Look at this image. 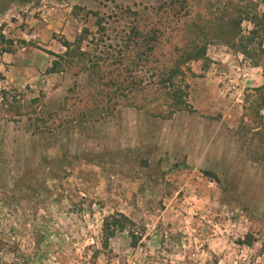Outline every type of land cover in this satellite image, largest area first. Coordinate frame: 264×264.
<instances>
[{"label":"rangeland","instance_id":"rangeland-1","mask_svg":"<svg viewBox=\"0 0 264 264\" xmlns=\"http://www.w3.org/2000/svg\"><path fill=\"white\" fill-rule=\"evenodd\" d=\"M172 1L0 0V264H264V146L242 132L262 69L208 46L170 118L99 97L97 65ZM78 38L86 70L51 73ZM116 213L136 247L119 232L103 249Z\"/></svg>","mask_w":264,"mask_h":264},{"label":"trees","instance_id":"trees-1","mask_svg":"<svg viewBox=\"0 0 264 264\" xmlns=\"http://www.w3.org/2000/svg\"><path fill=\"white\" fill-rule=\"evenodd\" d=\"M254 1L174 0L161 6L157 21L136 28L126 53L119 59L121 62L112 60L97 65L102 86L99 97L114 105L126 101L133 107L152 111L154 108L163 118L188 110L190 65L205 59L210 45H224L241 52L264 74V0H257V4ZM260 7L262 13L258 11ZM246 22L253 25L248 33L243 30ZM81 43V38L73 44L64 43L67 53L57 56L51 73L59 72L62 67L69 71L73 66L86 70L84 62L75 61V57L86 56L81 52ZM74 51L79 53L73 54ZM122 67L126 69L120 71ZM139 69L150 75L147 83L143 76L137 75ZM126 89L131 92L125 94ZM243 110L242 132L245 136H259L256 140L264 146V85L247 90ZM20 113V116L31 114ZM135 227L121 213L106 217L102 228L103 249H109L110 240L119 232H128L132 247H136L142 239Z\"/></svg>","mask_w":264,"mask_h":264}]
</instances>
